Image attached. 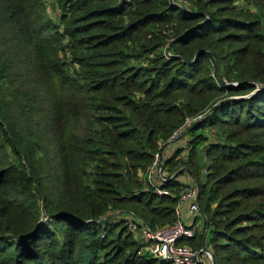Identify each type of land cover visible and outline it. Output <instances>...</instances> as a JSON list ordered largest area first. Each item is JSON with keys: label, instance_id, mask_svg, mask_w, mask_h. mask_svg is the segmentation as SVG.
<instances>
[{"label": "trees", "instance_id": "16d2710c", "mask_svg": "<svg viewBox=\"0 0 264 264\" xmlns=\"http://www.w3.org/2000/svg\"><path fill=\"white\" fill-rule=\"evenodd\" d=\"M185 165L206 223L179 242L264 264V0H0V264H171L127 213L173 223Z\"/></svg>", "mask_w": 264, "mask_h": 264}, {"label": "built area", "instance_id": "2783aa9c", "mask_svg": "<svg viewBox=\"0 0 264 264\" xmlns=\"http://www.w3.org/2000/svg\"><path fill=\"white\" fill-rule=\"evenodd\" d=\"M204 117L205 115L202 113L193 116V118H186L183 124L175 130L172 137L168 140L167 146L180 142L177 139L180 133L184 132L194 120H200ZM212 130H208V133H211ZM186 143H188V140H184V143L180 145L184 147V150H181V153H183L180 154L184 158L187 157L189 150ZM165 149L159 147L146 173V180L154 187V191L158 195L169 192L167 188L160 185L161 180L166 179L165 170H163V162L166 158L164 155ZM197 199L198 188L196 186L187 187L185 185L176 204V220L173 223L154 228L149 226V224L132 211H129L127 213V224L137 233L140 241L142 243L145 242V248L156 258L167 259L171 264H213V258L210 252L202 250V246L194 249L187 243L179 242V239L192 237L196 232L197 223L195 224L193 220L200 211ZM189 215L191 216V220ZM184 217L189 218V220H184Z\"/></svg>", "mask_w": 264, "mask_h": 264}, {"label": "rangeland", "instance_id": "374dc122", "mask_svg": "<svg viewBox=\"0 0 264 264\" xmlns=\"http://www.w3.org/2000/svg\"><path fill=\"white\" fill-rule=\"evenodd\" d=\"M57 12H58L57 7L55 5L51 4V6H48L46 14H48V16H50L53 20L58 21V18H57L58 17L57 16L58 13ZM187 129H188V127L186 128V130L184 132H181L180 136L177 138L180 142L174 143L173 145H170V146L166 147V149L164 151L165 152L164 155L166 157H172L173 156L174 160H176V159H180V160L182 159V160H185V161H186V159L188 160V156L185 157V158L180 156V154L183 153V152L181 153V150L182 149L184 150V147H182L180 145L184 143V140H188V143H186V144L188 145V149L190 148V144L189 143L191 141V138H190V136L187 133ZM207 135H208V139L209 140H211V138H214L216 136L215 133L213 132V130L211 131V133L207 132ZM184 136L187 137V138L184 139ZM188 153H189V151H188ZM188 167L189 168H187L186 165L183 166L182 169H184V170H183V172L181 174L178 175L177 178H179L182 182H185L187 187H195L196 186L198 188V194H199L200 191H201V186H200L199 183L203 180L202 173H205L207 171V168L202 167L203 169L201 170V172H197L196 169H193V166H188ZM173 176H175V175H173ZM199 202H200V197H199V199H197V203H199ZM195 217H196L197 227H199V229H200V227L203 226L206 223V221H204L205 220V215H204L203 211L200 210L199 213ZM189 218L191 220V216L190 215H189ZM189 218H185L184 217L183 219L187 221V219L189 220ZM128 227H130V226H128ZM130 230L133 232L134 237L139 239L137 233L135 231H133L131 228H130ZM143 249L144 248L141 246L140 250L138 251V254H140V252ZM210 255H211V253H210Z\"/></svg>", "mask_w": 264, "mask_h": 264}, {"label": "water", "instance_id": "95a60500", "mask_svg": "<svg viewBox=\"0 0 264 264\" xmlns=\"http://www.w3.org/2000/svg\"><path fill=\"white\" fill-rule=\"evenodd\" d=\"M257 89H258V88H257ZM257 89H256V90H257ZM211 109H212V108H210V110H211ZM210 110L208 111V113L210 112ZM208 113H207V114H208ZM204 237H205V235H203V238H202V239H203V241H202V245H201V246H202V250H204L205 252H210L209 249H208V248L205 246V244H204V240H205Z\"/></svg>", "mask_w": 264, "mask_h": 264}, {"label": "crops", "instance_id": "0c3cea01", "mask_svg": "<svg viewBox=\"0 0 264 264\" xmlns=\"http://www.w3.org/2000/svg\"><path fill=\"white\" fill-rule=\"evenodd\" d=\"M187 137L184 136V139H186Z\"/></svg>", "mask_w": 264, "mask_h": 264}]
</instances>
